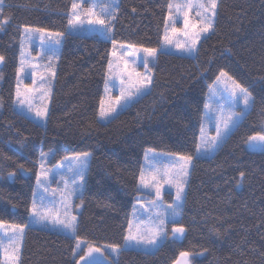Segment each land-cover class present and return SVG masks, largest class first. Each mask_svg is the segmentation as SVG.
<instances>
[{
	"label": "trees",
	"instance_id": "obj_1",
	"mask_svg": "<svg viewBox=\"0 0 264 264\" xmlns=\"http://www.w3.org/2000/svg\"><path fill=\"white\" fill-rule=\"evenodd\" d=\"M3 2L0 222L26 226L19 264H76L75 238L121 248L149 149L193 157L176 223L184 238L171 239L168 227L154 252L121 249L113 264H173L181 252L204 253L192 264H264V151L246 147L264 126V0H218L213 32L195 56L159 52L150 88L104 123L98 111L112 43L159 48L171 0H119L110 40L67 33L73 0ZM23 27L64 34L44 127L12 106ZM221 71L247 90L251 107L211 158H196L208 88ZM47 151L52 165L91 154L75 238L27 227Z\"/></svg>",
	"mask_w": 264,
	"mask_h": 264
},
{
	"label": "rangeland",
	"instance_id": "obj_2",
	"mask_svg": "<svg viewBox=\"0 0 264 264\" xmlns=\"http://www.w3.org/2000/svg\"><path fill=\"white\" fill-rule=\"evenodd\" d=\"M74 2L79 3L81 5V7L77 9V12L82 14V19L85 20V23L83 24L82 28L80 27L72 28L68 24L67 33L98 37L99 39H103V40H110L114 19L110 21L111 31L107 32L108 38H104L99 34L100 31L102 30V26L89 25L86 22L87 18L83 16V13L86 12L87 9L93 7V4L97 5L95 9L97 13L100 12L102 6L108 5L109 10L112 11L113 14L116 16V10L119 0H73V3ZM201 2L206 3L207 0H171L170 3L173 5V8L171 10L168 9L166 24H165V29L167 27V35L169 36L171 43L165 42L164 36L166 32L164 29L161 44L159 48L156 49V55L154 57L148 56L144 51L140 50L142 48H138V47H136V49H138L139 51H135L132 55H128L129 52H133V49L131 47H127V46L121 47V45L117 43H115V47H114L112 43V47L110 51V59H109V63L111 62L112 64V71L111 73L109 72V63H108L101 103L98 111V120L100 122L103 123L108 122L109 120L114 118L119 112H121L126 107H128L132 102L140 98L142 94L145 93L150 88L151 83L148 85V88L146 90H143L138 95H133L127 101L126 107H122V105L125 104V100L120 99L122 91L124 92L125 95H127L128 92H135V89L129 88L128 85L129 73L132 74L131 76L132 80L137 79L136 74H140L141 77L149 76L151 79L152 66L155 63L156 56L159 52L172 53V54H177L191 58L195 56L200 41L206 38L207 36H209L213 32L214 22L216 17L215 14V16L212 18L213 27L209 32L201 31V27H202L200 24L201 17L196 15L198 9L194 6L191 9L184 7L187 4L196 5L197 3H201ZM3 5L4 2L2 5H0V8L3 9ZM200 11L202 12V10ZM185 14H187L188 17V25H189L188 27L185 26ZM170 15H171V19H169ZM71 16H72V8L70 12V18ZM173 20L175 21L174 24L172 22ZM5 24L6 23L1 25L0 32H2V29L5 26ZM173 28H175L177 31L173 32L172 31ZM26 29L30 31H26ZM36 30L37 28H31V27L22 28V35L18 50L16 86H15L12 106L14 111H16L17 113L22 114L29 120H32L38 125L44 127L47 122L51 94L54 87L56 70L59 61V54L62 47L64 34L59 37L55 35L49 36L47 35L48 33L54 34L55 32L44 31V33L42 34L41 32H38ZM197 33H199V42L196 43L195 45V51L191 55H189L184 50V48L190 47L192 45L193 37ZM42 35H43V40H42ZM57 40H59L58 44L56 43ZM22 53L26 63H25L24 71L20 72L19 69L21 67ZM145 59H147L148 61L147 67L145 66ZM32 65H35V67H32ZM34 72L36 73L35 75H33ZM41 75L44 76V80H41ZM232 81H233L232 79L229 80L227 77H220L219 79L217 78L216 81L209 86L201 127H200L199 138L201 136L202 127L204 128L205 135L208 138L215 136L217 121L222 116L227 117L229 112L234 113L233 119L237 120L236 123L237 126L244 118L245 114L249 111L251 107V101H250V106L247 108L246 111L242 99L239 100L235 104V106L231 109L227 105H224L221 108L218 106L217 103L213 102L214 100L218 101L221 95L225 97L232 95V91L234 88ZM17 87L20 88L21 92L24 93V96L27 97V99L30 101L33 109L31 112L28 111L27 104L23 106L19 105L16 98ZM26 89L30 91H25ZM213 92L217 93L216 96L212 95ZM118 100L119 103H117ZM206 104L211 105V108H206ZM102 107L105 111H108L110 108L115 107L116 112L112 113L110 116L101 117L100 113ZM45 108L47 109V115L43 119L35 115L36 110L43 111ZM236 126L232 128V130L227 135L226 139L231 134V132L236 128ZM259 135H264V126L260 134L253 136H259ZM198 143H199V139H198ZM251 144L260 145L261 142L252 141ZM251 144L249 137L246 142V147L248 150L255 152L264 151V147H259V146L252 147ZM214 153L211 155V157L214 155ZM78 155L68 156L63 160H61L60 162H58L57 164L52 165L50 164L52 151H47L41 154L38 161L37 175L41 173L42 171L41 164H43L44 171L47 172L46 183L48 185V191L44 192L42 188L38 189L37 178L34 189V192H37V196L35 197V199L37 200L38 205L41 196H43L44 204L47 207L52 208L54 206L55 209L61 212V214H63L64 212V206L68 205L69 214L70 216L76 217V222H77V216L82 208L80 198L82 196L91 154L88 157L84 180L80 181L79 178H76L75 184H72L71 178L74 174L75 169L78 166L75 157H77ZM180 156L181 155H176V154H171V153L156 151L151 149L146 150L144 153L141 172L144 173L146 181L149 182V186L144 187L143 185H141L140 176H139L138 190L140 191L141 195L138 196V201L134 204L129 221L133 223L134 230L136 226L139 225L141 231H143L154 220H156L158 216L163 218L164 219L163 233L161 234V237L158 239L157 244L148 245L147 243H144L141 245H135V242H132L131 245H129L128 242L124 240L123 246L121 248L118 247L117 251H113L112 246H108V245L96 246V245L88 244L80 239H79L80 247L77 248L76 247L77 238H75L74 258L76 259V264H84V261L80 260V256L87 255L89 245L100 248L101 253H103V255L101 256L100 254L97 253H94L93 255H95L98 260L102 261V264H113L121 249H133L144 252H154L167 237L168 227H169V236L171 239L181 241L184 238L185 232H183L182 234L174 233L173 228L181 227L176 223L180 220L181 217V212L185 198V191L188 183L190 170L192 167V162L188 168V172H189L188 176L186 178H183L186 180V183L184 184L183 198L181 201L178 202L176 200L175 182L177 179H179V177H177V173L179 169L177 168L176 165L178 162L182 163L181 161H179ZM195 157L209 158L207 156L199 157L196 155V152H195ZM20 173L22 175H27V172L24 170H21ZM153 175L156 176L155 183H153L151 180V177ZM7 178L9 180H13L14 173H11V175L9 174ZM41 179L43 180L44 177H41ZM66 182L68 185L67 187H65ZM81 184H82L81 191L74 192L73 189ZM157 188L159 189V193H160L159 196H157L156 194ZM166 195H169V197ZM33 199H32V204H33ZM32 204H31V208H32ZM31 208H30L27 227L50 230L53 232L66 235L60 230L59 226L53 227L52 224H49L47 222H36L35 218L32 216ZM173 208L178 209V215L175 216V220H173V215H172ZM12 226H16V225L0 222V264H19L21 247L23 243V237L26 230V226L24 227L22 226L24 228L22 237L17 239L16 241V244L19 247V260L15 262L9 261L5 255L6 251L9 254L12 251V248L9 246L10 245L9 238L16 236V233L12 231ZM127 235H128V229L126 236ZM187 253H189V256L186 258L181 257L179 254L176 261L173 264H184L185 260L188 261V264H192L193 257H202L204 254L203 252H198V253L187 252Z\"/></svg>",
	"mask_w": 264,
	"mask_h": 264
},
{
	"label": "snow or ice",
	"instance_id": "obj_3",
	"mask_svg": "<svg viewBox=\"0 0 264 264\" xmlns=\"http://www.w3.org/2000/svg\"><path fill=\"white\" fill-rule=\"evenodd\" d=\"M3 4V0H0V5ZM96 4H93V7L87 9L86 12L83 13V16L87 18V23L89 25H101L102 30L100 31V35L103 36L104 38L107 37V32L111 31V24L110 21L112 19H115V15L113 14L112 11L109 10L108 5H104L101 7L100 12H96ZM196 7L198 11L196 12L197 16H200V24H201V31L203 32H209L212 27H213V17L216 14V9L218 7V0H207L206 3H197L196 5L192 4H187L184 7L191 9L192 7ZM72 16L69 19L68 23L72 28H77L83 27V24L85 23V20L82 19V14L77 12V9L81 7L79 3L74 2L72 5ZM169 9L171 10L173 8V5L170 3L168 5ZM179 7V6H177ZM202 10V12L200 11ZM2 8H0V25L7 23V18L2 16ZM135 11V9H133ZM169 19H171V15L169 16ZM173 24L175 21H172ZM185 26L188 27V17L187 14H185ZM26 31H30L27 30ZM36 31L41 32L42 34L44 33L43 29H37ZM173 32H176L177 30L175 28L172 29ZM165 36L164 40L166 43H171L169 36L167 35V27L165 29ZM47 35H55L57 37L63 35V33H48ZM42 40H43V35H42ZM199 42V33H197L193 37L192 45L190 47H185L184 50L191 55L195 51V45L196 43ZM56 43H59V40L56 41ZM113 46L115 47V42H113ZM121 47H125L124 45H121ZM127 47H131L133 49V52H129L128 55H132L135 51H139L136 49L135 45H128ZM144 51L148 56L154 57L156 55V49H150V48H144L140 49ZM115 54V53H113ZM4 57L0 56V63H3ZM25 59L23 56V53L21 54V67L19 69L20 72L24 71L25 67ZM147 59H145V66L147 67ZM32 67H35V65H32ZM112 71V64L111 62L109 63V72L111 73ZM36 73L34 72L33 75ZM54 75V73H53ZM132 74L129 73V88L135 89V92H128L127 95L124 94L122 91L121 93V98L125 100V104L122 105V107L127 106V101L133 96V95H138L140 94L143 90H146L148 88V85L151 83V79L149 76H143L141 77L140 74H136L137 79L132 80L131 78ZM220 77H227L229 80L232 78L227 75V73L221 71ZM41 80H44V76L41 75ZM123 83V81H122ZM234 88L232 91V95L225 97L221 95L219 97V100L216 101L214 100V103H217L219 107H223L224 105H227L230 109L235 106V104L239 100H243V103L245 105V111L247 108L250 106V101H251V96L247 92L246 89L242 88L238 83L235 81H232ZM238 90V91H237ZM25 91H30L26 89ZM216 92H213L212 95L216 96ZM24 97V98H22ZM16 98L19 103V105L23 106L25 104L28 105V111L31 112L32 105L30 101L27 99V97L24 96V93L21 92L20 88L17 87L16 90ZM119 103V100L117 101ZM206 108H211V105L206 104ZM116 112V108L112 107L108 111H105L103 107L101 108V117H107L110 116L112 113ZM35 115L37 117H40L43 119L47 115V109L45 108L43 111L41 110H36ZM234 113L229 112L227 117H221L217 123H216V135L208 138L205 135L204 128H201V136L199 138V143L196 144V155L199 157H209L211 158V155L218 149L221 145V143L226 139L227 135L229 132L236 126L237 120L233 119ZM239 119V118H237ZM252 141H260V145L256 144H251ZM250 144L252 147H264V135H259V136H253L250 137ZM89 153L84 152L79 154L77 157H75L76 163H77V168L74 171V174L71 178L72 184H75L76 178H79L80 181H83L85 178V173H86V168H87V162H88V157ZM193 157L191 155H184L179 157V161L182 163H177V168L179 169L177 173V177L179 179L176 180L175 182V187H176V200L179 202L183 198V193H184V184L186 183V180L183 178H186L189 174L188 168L191 165ZM41 173L37 175V187L38 189L42 188L44 192L48 191V185L46 183L47 180V172L44 171V165L41 164ZM11 175V174H10ZM241 178H243V173L240 174ZM41 177H44L42 180ZM151 180L153 183L156 182V176L153 175L151 177ZM140 183L144 187L149 186V182L146 181L144 173L141 172L140 174ZM67 182L65 184V187H67ZM82 189V184L75 187L73 191H81ZM157 196H159V189L157 188L156 192ZM34 199H33V204L31 208L32 216L35 218L36 222H47L49 224H52L53 227L59 226L60 230L65 233L67 236H71L75 238V232H76V217L75 216H70L69 211H68V205L64 206V212L61 214V212L53 206L52 208L47 207L44 204V198L43 196L40 197L39 200V205L37 203V200L35 197L37 196V192L33 193ZM173 220H175V216L178 215V209L173 208ZM163 225H164V219L161 217H157L156 220H154L148 227H146L143 231H141L139 225L136 226L135 230L133 229V223L129 221V226H128V235L124 237L125 241L128 242L129 245H131L132 242H135V245H141L144 243H147L148 245H156L158 239L161 237V234L163 233ZM12 231L16 233L15 237H10V247L12 248L11 253L9 254L7 251L5 252L6 258L9 261H18L19 260V247L16 244L17 239L22 237L24 228L22 226L16 225L12 226ZM185 229L183 227H177L173 228L174 233H183ZM76 247H80V241L77 239ZM118 246H112L113 251H117ZM94 253L100 254L101 256L103 253H101L100 248L98 247H93L91 245L88 246V252L87 255H82L80 256V260L84 261V264H102V261L98 260ZM181 257H188L189 253L187 252H181L180 253ZM184 264H188V261L185 260Z\"/></svg>",
	"mask_w": 264,
	"mask_h": 264
}]
</instances>
